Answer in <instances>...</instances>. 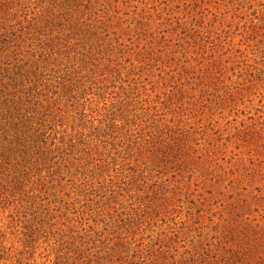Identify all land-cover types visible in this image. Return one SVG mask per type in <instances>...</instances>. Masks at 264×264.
Masks as SVG:
<instances>
[{
  "label": "rangeland",
  "instance_id": "rangeland-1",
  "mask_svg": "<svg viewBox=\"0 0 264 264\" xmlns=\"http://www.w3.org/2000/svg\"><path fill=\"white\" fill-rule=\"evenodd\" d=\"M0 264H264V0H0Z\"/></svg>",
  "mask_w": 264,
  "mask_h": 264
}]
</instances>
